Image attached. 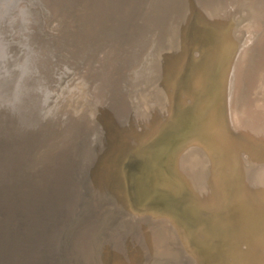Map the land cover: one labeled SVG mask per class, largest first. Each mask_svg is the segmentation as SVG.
<instances>
[{
	"label": "bare ground",
	"instance_id": "1",
	"mask_svg": "<svg viewBox=\"0 0 264 264\" xmlns=\"http://www.w3.org/2000/svg\"><path fill=\"white\" fill-rule=\"evenodd\" d=\"M45 1L0 0V264H179L187 249L180 245L176 229L171 225L155 230L150 216L136 215L124 195L121 161L132 147L129 134L140 123L151 125L161 114L173 113L172 93L167 90L182 56L178 36L188 23V49L202 53L206 39L200 33L209 0H86L87 8L100 12L84 16L74 29L76 37L85 29L89 33L85 58L92 54V61L86 67L92 88L103 101L93 126L57 116L59 90L76 72L80 58L67 52L72 59L65 58L61 38L57 40L47 26L53 13ZM263 8L258 0H236L226 31L235 33L237 19L251 10L260 9L264 18ZM186 60V74L173 85L177 103L197 64L192 57ZM261 77L264 81V75H258L253 84L260 83ZM164 127L163 133L168 125ZM228 139L229 154L235 157L241 151L237 137L230 133ZM207 142L212 155L216 147ZM221 180L213 179L218 191L223 189ZM136 208H140L137 202Z\"/></svg>",
	"mask_w": 264,
	"mask_h": 264
},
{
	"label": "rangeland",
	"instance_id": "2",
	"mask_svg": "<svg viewBox=\"0 0 264 264\" xmlns=\"http://www.w3.org/2000/svg\"><path fill=\"white\" fill-rule=\"evenodd\" d=\"M258 1L264 7V0ZM45 2L48 3L53 13L50 19L47 18V26L52 32L55 31L54 36L57 40L61 38L58 41L61 43L60 48L62 51L64 50L65 58L71 60L72 56L69 55H73L76 59L80 58L76 72L59 90L56 105L57 116L58 118L62 117L61 120L64 121L68 118L69 122H83L85 124L90 122L89 126H93L97 120L96 113H98L103 101L102 98L100 99L99 94L93 90L92 84L94 83L86 67L92 61V54L91 56L87 55L88 57L85 58V54L88 52L84 46L87 44V34L89 33L85 29L84 33L81 32L82 34L76 37L75 30L77 29L74 28L79 26L78 23L84 16L88 15L90 17L92 13L95 15L100 10L92 11V7L87 8L86 0H46ZM235 2L236 0H209V4L205 6L203 11L205 16L202 20L200 34L206 39V44L202 49V53L197 48L188 49L189 46L185 41V36L188 34V24L183 28L180 36H178V45L182 52L178 63L179 75L175 72L176 75H173L174 77L170 81L169 89L167 90V92L172 93L173 113L161 114L158 121L151 125L138 122L140 125L136 132L129 134L132 147L121 163L126 187L124 195L128 202L131 201V204L133 203L132 208L135 210L136 215L143 218L150 216L153 220L150 225L155 230L161 227L168 228L171 225L176 229L180 245L182 246L181 243H183L187 249L183 253L179 264H191V260L194 259L196 260L193 261L194 264H264V261H262L264 260L263 78L261 77L260 83L255 82L256 84H253L255 77L264 75V18L261 17L260 9L251 10L237 19L235 33L226 31L227 26L231 23V19H227V17L229 16L230 8ZM54 22H59V26H54ZM83 34L84 37H82ZM241 39L242 43L239 46L237 41ZM232 55L235 57L234 61H231ZM188 56L190 59L192 57V61L197 64L194 65L195 67H193L188 79V91L181 92L177 103L173 85L178 83L183 74H186L189 65V61L186 60ZM239 57H242V59ZM223 58L225 60H223V65H221ZM83 60L84 62H82ZM79 62L84 64L82 65ZM86 74L88 75L87 79L84 76ZM80 79L83 80L79 81ZM90 81L92 82L90 83ZM75 83L76 85H74ZM214 99L216 100L214 101ZM209 101H212L210 103L213 106ZM221 101L224 103H221ZM164 109L167 110L166 105H164ZM85 116H88V118H84ZM237 116L238 119H236ZM189 119H191V123L188 121ZM235 120L238 121L236 122ZM195 121H201V123ZM165 125H168V128L163 133ZM201 128L203 129L201 130ZM219 129L221 130L218 132ZM230 133L236 135L238 146L241 150L238 153L239 155L237 154L235 157L229 154L231 153L228 139V134ZM206 136H208L209 143H212L213 149L216 147V151L214 150L212 155L205 147V142L206 144L208 143ZM217 142L220 146L216 144ZM177 146L182 149L179 151ZM175 149H178L180 153L176 151L177 153L175 152L174 155ZM262 154L263 156H261ZM212 160L218 163H212ZM224 161L225 163H223ZM260 161H263V163H260ZM217 166L219 167L217 168ZM243 168L245 169L244 171ZM129 173L131 176H129ZM215 177L224 179L221 180L222 183L219 182L220 187L223 184V189L219 187L220 191L214 188L213 179ZM247 177L250 178L248 179ZM130 181H132V184ZM131 187L134 188L132 189ZM222 190H225V193ZM134 195H136V199ZM136 202L142 212L139 211L140 208H136ZM235 202H237V205ZM251 209L252 211H250ZM246 235L248 236L246 237ZM186 240L189 245H186ZM184 246L183 248L185 249ZM160 249L163 253L166 251L163 245L160 246ZM189 249L191 250L189 251Z\"/></svg>",
	"mask_w": 264,
	"mask_h": 264
},
{
	"label": "water",
	"instance_id": "3",
	"mask_svg": "<svg viewBox=\"0 0 264 264\" xmlns=\"http://www.w3.org/2000/svg\"><path fill=\"white\" fill-rule=\"evenodd\" d=\"M192 13H193V11L191 12V14H192ZM190 17H191V15H190ZM187 24H188V23H187ZM187 24H186V25H187ZM178 71H179V70H178ZM178 71L176 72V74L178 73ZM176 74H175V75H176ZM150 137H151V136H150ZM122 160H123V159H122ZM121 163H122V161H121ZM124 190H125V189H124Z\"/></svg>",
	"mask_w": 264,
	"mask_h": 264
}]
</instances>
